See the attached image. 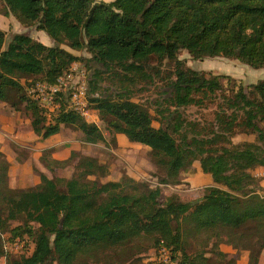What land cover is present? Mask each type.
<instances>
[{
  "label": "trees",
  "instance_id": "1",
  "mask_svg": "<svg viewBox=\"0 0 264 264\" xmlns=\"http://www.w3.org/2000/svg\"><path fill=\"white\" fill-rule=\"evenodd\" d=\"M0 3L1 14H12L22 25L43 30L54 41L50 46L27 33H14L5 48L7 33L0 28V100L7 101L10 88H25L19 78L29 85L31 77L38 76L54 82L81 59L68 48L87 50L90 57L82 59L96 76L89 82V101L108 120V130L149 146L165 172L162 183L176 184L181 172L196 160L216 183L205 187L195 201H183L129 175L104 183L109 165L73 150L71 156L79 160L72 177H49L41 171L40 183L16 189L9 184V162L0 152V257L5 255L2 235L12 241L36 235L32 253L8 257L7 264H78L83 255L153 235L155 246L170 248L174 260L181 253L183 264H206L207 254H188L179 245L182 238L185 243L187 236L208 230L219 243L243 244L249 251L248 264H259L264 249V188L251 170L264 166V80L249 90L240 86L227 92L220 75L208 76L187 66L179 52L185 49L193 59L222 56L263 68L264 0ZM165 61L174 68L165 90L168 106L159 110L163 118L158 128L150 110L132 100L128 86H120L124 91L96 93L97 76L103 71L125 74L131 80L134 76L151 79L148 70L158 74V65ZM217 97L221 102L213 127L189 136L179 109ZM21 99L31 111L34 132L42 138L68 125L80 130L86 143L107 141L97 123L76 111L61 106L49 115L36 101L22 95ZM239 132L256 134L258 142L224 144ZM48 153L44 150L41 159ZM50 159L58 164L66 161L52 155ZM14 221L21 224L12 227ZM220 255H224L221 250Z\"/></svg>",
  "mask_w": 264,
  "mask_h": 264
},
{
  "label": "rangeland",
  "instance_id": "2",
  "mask_svg": "<svg viewBox=\"0 0 264 264\" xmlns=\"http://www.w3.org/2000/svg\"><path fill=\"white\" fill-rule=\"evenodd\" d=\"M2 4L0 3V9ZM12 20H14L12 18ZM13 22V21H12ZM21 26V25H20ZM7 32L6 42L4 47L6 48L12 35L17 33L19 28H14L11 24L8 29L0 26ZM22 27V26H21ZM36 27L30 30L29 35L35 36L37 39L41 34H48L43 30H36ZM26 30H21L25 32ZM41 40V39H40ZM76 55L81 59L73 62L70 67L65 70L61 75L68 72L74 64H78L79 67L84 68L85 77L88 82L89 92L91 87L89 82L95 79L94 68L90 67L87 62L82 58L90 57V53L87 50H75ZM179 58H181L187 66L204 71L208 76L220 75L224 84V88L227 92L233 89H238L240 86H244L249 90L250 86L257 83L260 80H264V67L254 68L246 63L241 62L238 59H231L226 57H205L202 59H193L190 53L182 49L179 52ZM160 72L155 73L154 70H148L151 74L150 78H144L134 76L131 80L128 77L114 76L112 71H103L97 76L98 90L97 94H106L111 91H124L120 86L126 85L130 89L132 100L146 106L154 118V126L157 128L161 126V120L163 116L159 110L164 106H168L165 101L167 94V83L169 82V75L172 73L174 64L170 61H165L158 65ZM123 71H121V74ZM58 76V77H59ZM131 76V75H128ZM32 82L29 85L27 79L19 78L22 86L25 87L22 91H16L14 89L8 90L7 101L0 100V110L3 108L8 110L6 113L10 117L11 121L15 125V120H18L17 131L26 133L27 128L32 127V114L29 109L26 108L27 102L21 99L22 96L29 97L27 87L34 85L36 82H46L48 84L54 83L48 80H39L43 76L31 77ZM78 77H76L77 79ZM38 79V80H37ZM27 82V83H26ZM221 102V98L205 100L203 105H188L181 107L179 110L182 112L184 118L187 120L184 129L188 132L189 136H192L197 131H206L213 127L215 121V112L218 109V103ZM68 104L67 96H63L61 100V106L66 108ZM174 109V107H171ZM92 113L88 117L91 121H96L101 130L103 131L107 141L100 142L98 144H89L84 142L83 133L71 126L62 125L59 136L56 138V145L49 149V153L44 155L45 159H41L44 150L41 151V155L36 160L34 157V150L30 147V144L23 145V143L16 141L12 132H6L1 130L0 127V152L3 153V157L9 162V184L11 187L28 188L33 187L40 183V177L38 183L34 184L30 178L31 172L39 176L41 170L49 177H72L77 171L78 157H72L71 152L76 149H72L71 145L74 143L77 148L76 151L85 153L87 155H93L105 162L110 167V173L102 178L104 183L108 181H119L124 176L129 175L138 181L147 182L152 187L160 186L166 194H177L183 201H195L200 199L204 194L205 187L209 185H215V181L210 177V174L202 171L200 161L196 160L193 164L184 169L178 177V182L175 183H162L164 178V170L160 168L153 158L152 149L144 144L132 142L125 135L118 137L116 133L108 130V120H104L101 113L91 105ZM51 113H57V110ZM49 113V115L51 114ZM264 127V123L261 124ZM164 127L166 124L163 125ZM33 128V127H32ZM38 135V134H37ZM66 136V141L65 137ZM41 137V136H40ZM43 140L45 138H42ZM70 141H68V140ZM230 143H225L226 146H232L234 144L243 143L245 141L258 142L256 134L253 133H236L230 136ZM24 141V139H23ZM31 142V141H30ZM82 143V144H80ZM4 145V149H1ZM51 151V152H50ZM58 151L59 159L66 160L63 163L58 164L51 161V155L53 152ZM1 158V157H0ZM29 163L30 166L24 168V163ZM13 165V167H12ZM23 165V167H21ZM15 166V167H14ZM264 166H258L251 170L255 176L256 181L264 188ZM26 179V182L20 181ZM21 224L19 221L12 222V227ZM184 222L181 223V226ZM180 226V228H181ZM37 225H34V229ZM35 234L26 235L25 238H17L20 241L22 248L19 249L20 253L15 251L3 255L0 257V264H7L8 259L11 256L17 257L18 255H29L34 250ZM6 237L7 244L12 243L14 245L15 240H10ZM185 238V237H184ZM215 233L211 231L201 232L195 236H187L185 243L182 238L181 247H185V251L188 254H207L209 260L206 264H248L249 251L243 244H228L221 242L217 239ZM5 245L3 240V246ZM159 248L155 246V236L138 237L133 241L117 246L110 249L99 250L93 252L90 255H83L79 258L78 264H156L159 262ZM15 249V248H14ZM220 250L224 255H220ZM9 257V258H8ZM176 261L178 264H183L184 256L181 253H177ZM226 260H232L228 263ZM54 264H58L55 262ZM259 264H264V249L259 258Z\"/></svg>",
  "mask_w": 264,
  "mask_h": 264
},
{
  "label": "built area",
  "instance_id": "3",
  "mask_svg": "<svg viewBox=\"0 0 264 264\" xmlns=\"http://www.w3.org/2000/svg\"><path fill=\"white\" fill-rule=\"evenodd\" d=\"M76 77L78 78L76 79ZM27 91L29 97L36 101L39 107L47 114L59 110L63 96H67L68 104L66 109L76 111L87 121L96 123L95 120L91 121L88 119L92 113L91 103L89 101V87L85 77V70L79 67L78 64H74L68 72L59 76L54 83L36 82L34 85L27 87ZM2 237L5 243L4 250L6 255L13 251L20 253L19 249L22 246L20 245L19 239H16L13 245L10 242L9 244L6 243L7 235H2ZM158 253L159 261L165 264H178L173 259L171 249L167 246H160Z\"/></svg>",
  "mask_w": 264,
  "mask_h": 264
},
{
  "label": "crops",
  "instance_id": "4",
  "mask_svg": "<svg viewBox=\"0 0 264 264\" xmlns=\"http://www.w3.org/2000/svg\"><path fill=\"white\" fill-rule=\"evenodd\" d=\"M104 1H110V0H104ZM12 18L14 20H12ZM11 24L14 26V28H19V30H17V33H22L21 30L23 29V30H26L23 33L29 34L28 32H30V30L33 28V27H26V26L22 25L12 14L6 16V15L0 13V26H3L4 28L8 29L9 25H11ZM35 29L38 30L37 28H35ZM3 30L6 31L5 29H3ZM32 37L37 39L34 35ZM37 40L43 42L46 45H50V46L54 45V41L49 36H47L45 34H41V36ZM68 49L73 54L76 55V52H75L74 49H70V48H68ZM7 111L8 110H5L3 108L0 110V127H1V130L9 132V133L12 132V134L15 137L16 141H19V142L23 143V145H25V146H26V144H30L31 145L30 147H32L33 150H34V157H35L36 160L41 155V151L42 150H44L45 148H51V147L56 145V142H57L56 138L59 136L60 133H57V134H55V135L43 140L42 137H40L39 135H37L34 132V129L32 127L31 128L28 127L26 133H22L21 134V132H18L16 130L17 127L20 126L17 123L18 120L14 121V122H16V124L14 125L13 122L11 121L10 117L6 113ZM116 135L118 137H121V135L125 136V134H123V133H116ZM64 137H65L64 141H66V136H63V138ZM23 139H24V141H23ZM68 141H70V140H68ZM80 144H82V143H80ZM71 147H72V149H76V150L79 149V148H77V146L74 145V143L71 145ZM1 149H4V145L2 146ZM58 155H59L58 151L57 152L56 151L53 152V157L54 158L59 159ZM23 165H24V168H26V170H27V167L30 166V164L27 163V162L24 163ZM23 165H21V167H23ZM12 167H13V165H12ZM263 176H264V171H263ZM210 177H211V175H210ZM30 178H31L32 182H34V184L38 183L39 176L37 174H35V173L33 174L31 172ZM20 181L26 182L27 180L22 178Z\"/></svg>",
  "mask_w": 264,
  "mask_h": 264
}]
</instances>
